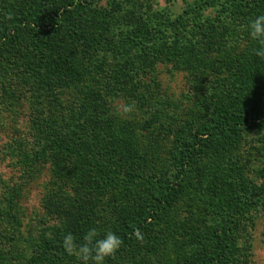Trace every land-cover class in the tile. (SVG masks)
I'll use <instances>...</instances> for the list:
<instances>
[{
    "label": "rangeland",
    "instance_id": "obj_1",
    "mask_svg": "<svg viewBox=\"0 0 264 264\" xmlns=\"http://www.w3.org/2000/svg\"><path fill=\"white\" fill-rule=\"evenodd\" d=\"M115 1L121 7L132 3L144 17L156 18L154 25L157 19H168L171 29L179 24L190 63L176 65L175 58L149 66L140 79L150 99L144 105L122 96L108 98L113 142L132 145V153L141 157L144 177L129 184L110 176L109 185L94 187L103 170L98 164L110 172L120 167L101 151L88 152L81 165L63 157L35 161L33 151L40 140L34 125L35 102L24 92L25 84L33 81L22 60L26 48L0 50V264H27L46 238L57 237L62 245L63 237L71 233L82 242L92 228L102 237L123 211L127 214L132 204L154 194L157 180L172 183L179 150L174 134L189 129L193 133L196 125L207 122L213 101L228 88V77L243 73L248 54L258 45L247 30L249 18L244 15L249 9L236 18L230 15L227 0L212 4L205 0ZM8 3L0 0V13L11 9ZM99 6L106 7L105 1ZM170 34L174 36L173 31ZM254 81L251 87L262 83L261 78ZM201 100L209 109L200 107ZM51 110L58 116V109ZM23 157L32 158L34 164L28 166ZM263 172L264 129L218 140L216 150L206 156L202 152L192 171L178 181L165 210L144 235L149 243L135 242L104 264H196L199 256L212 253L211 245L203 249L197 242L220 234L223 228L229 230L225 264H264L260 203L247 206L235 223L229 219L233 224L224 220L221 225L232 215L234 196L260 187ZM77 173L79 180L73 176ZM50 256L42 264H80Z\"/></svg>",
    "mask_w": 264,
    "mask_h": 264
},
{
    "label": "trees",
    "instance_id": "obj_2",
    "mask_svg": "<svg viewBox=\"0 0 264 264\" xmlns=\"http://www.w3.org/2000/svg\"><path fill=\"white\" fill-rule=\"evenodd\" d=\"M5 1L11 9L4 8L5 14L0 13V50L17 52L25 46L22 60L33 73V81L25 84L24 91L36 108L34 125L40 145H36L33 159L48 161L63 157L76 159L74 161L81 165L88 152L101 151L109 153L120 167L110 172L98 164L96 167L103 170L100 178L93 181L94 187L109 185L110 176L129 184L142 180L138 152L132 153L130 143H122L121 147V140L113 142V121L107 101L122 96L144 105L150 99L140 79L149 66L174 62L175 58L176 65H190L185 57L184 38L178 32L179 24L177 29L174 25L171 29L168 19H157L154 25L156 18L144 17L132 3L121 7L115 0ZM102 1L106 7L99 6ZM205 1L212 4L218 0ZM227 2L230 15L236 18H241L248 9L244 17L249 18V22L264 15V0ZM259 47L258 44L255 49ZM247 59L243 73L228 77V88L219 92L213 101L210 109L214 111L207 122L196 125L193 133L189 129L188 133L179 130L174 134L179 150L172 183L157 180L154 194L148 200L132 204L130 212L126 214L122 210L116 217L110 232L123 240L118 252L132 248L135 242L149 243L144 240L148 227L165 210L173 190L180 185L178 181L192 171L202 152L206 156L215 151L218 140L251 129H264V67L258 65L264 64V58L253 51ZM257 78H261L262 83L252 88ZM200 104L201 107L206 103L201 100ZM52 108L59 110L58 116L52 113ZM23 159L28 166L34 164L32 158ZM78 170L83 171L81 167ZM73 176L79 180L81 175ZM261 177L260 187L234 196L232 215L226 216L221 225L224 220L226 224L235 223L237 215L254 202L264 208V172ZM228 235L229 230L223 228L220 234L199 240L197 243L203 249L211 245L212 253L207 257L199 256L196 264H225ZM50 255L57 256L60 262H80L69 255L55 237L44 239L27 264H42Z\"/></svg>",
    "mask_w": 264,
    "mask_h": 264
},
{
    "label": "clouds",
    "instance_id": "obj_3",
    "mask_svg": "<svg viewBox=\"0 0 264 264\" xmlns=\"http://www.w3.org/2000/svg\"><path fill=\"white\" fill-rule=\"evenodd\" d=\"M250 39L257 41L259 48L254 54L264 58V15H258L247 25ZM130 110V109H128ZM123 240L113 232H107L102 238L95 228L89 229L78 242L77 237L68 233L63 237L62 246L76 257L80 264H104L106 258L114 257L121 248Z\"/></svg>",
    "mask_w": 264,
    "mask_h": 264
}]
</instances>
